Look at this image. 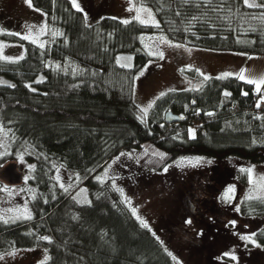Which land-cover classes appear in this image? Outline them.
I'll return each mask as SVG.
<instances>
[{"label":"trees","instance_id":"trees-1","mask_svg":"<svg viewBox=\"0 0 264 264\" xmlns=\"http://www.w3.org/2000/svg\"><path fill=\"white\" fill-rule=\"evenodd\" d=\"M136 1L153 10L159 28L110 17L87 24L69 0H31L51 31L60 33L45 47L15 34L0 35V42L24 47L19 63L0 58V124L12 141L0 165L29 151L35 169L29 184L36 192L31 220L0 221V254L44 248L47 264H174L112 181H96L97 173L122 151L153 158L158 165L156 157L163 156L166 164L193 154L264 163V119H257L264 118V104L258 108L262 99L252 85L233 76L204 80L195 69L181 68L184 77L200 83L199 91L164 92L145 119L134 102L135 75L149 58L141 48L142 34L160 33L193 48L264 56V3L256 0L259 8H247L244 0ZM121 54L132 55L133 65L122 67ZM167 112L184 118L167 123ZM190 127L195 139L189 137ZM60 170L87 189L86 202L58 187ZM241 215L264 216V200L244 203ZM254 239L264 248V226Z\"/></svg>","mask_w":264,"mask_h":264},{"label":"rangeland","instance_id":"rangeland-1","mask_svg":"<svg viewBox=\"0 0 264 264\" xmlns=\"http://www.w3.org/2000/svg\"><path fill=\"white\" fill-rule=\"evenodd\" d=\"M69 1L73 5L72 0ZM76 2L87 24H94L103 17L140 23L138 16L144 20V24L140 23L142 25L158 23L153 10L136 0ZM249 2L257 3L256 0ZM130 8L135 10L129 11ZM142 8L151 12L153 19L148 18L147 12L139 11ZM52 30L45 15L32 4L30 7L27 0H0L1 32L28 36L35 40L33 44L45 47L52 35L60 33L59 30ZM161 38L182 47H169ZM140 42L142 50L149 56L135 75L134 102L140 118H146L154 101L164 92L200 87L199 82L184 77L179 71L181 68L195 69L207 77H236L246 70V79L259 81L264 78L263 55L188 47L160 33L142 34ZM0 46L3 60H18L24 54V47L20 44L0 42ZM160 52L164 54L163 59L159 58ZM117 60L126 67L133 65V56L129 54H121ZM252 87L256 92L255 86ZM259 98L263 99L264 93ZM141 109L146 111L142 112ZM0 129V158H4L10 155L12 141L1 124ZM190 130L194 131L192 127L188 129L189 137ZM28 152H18L16 158L12 159L24 172L22 180L23 183L27 181L25 186L7 187L8 192L3 191L5 186H0V221H22L16 216L23 215L25 209L33 215L30 201L36 192L29 184L33 163L27 159ZM156 160L161 166L153 158L135 157L122 151L97 173L95 180L100 183L112 181L131 213H135L133 216L139 223L143 220L148 225L147 229L160 241L174 264H264V248L255 239L254 243L249 244L241 238H254L256 229L264 226V216L241 215L244 203L264 200V163L251 164L236 158L215 160L197 154L181 156L166 164H162L160 157H156ZM197 160L200 163L192 166ZM243 174L244 182L241 179ZM55 180L58 187L71 191L75 200L81 203L87 201V189L77 185L73 174L60 170ZM229 189L234 191L231 199H226ZM13 252L17 254L13 256ZM0 256L3 257L0 264H43L49 258L44 248L12 249ZM232 256L236 259H231Z\"/></svg>","mask_w":264,"mask_h":264},{"label":"snow or ice","instance_id":"snow-or-ice-1","mask_svg":"<svg viewBox=\"0 0 264 264\" xmlns=\"http://www.w3.org/2000/svg\"><path fill=\"white\" fill-rule=\"evenodd\" d=\"M27 2L29 3V6L31 7V0H27ZM261 2L264 3V0H261ZM72 3H73V7L75 8V10L77 12L82 11L80 5L76 2V0H72ZM244 6L247 7V8H257V7H259V4L255 3V2H249V0H244ZM134 10L135 9H132V8L129 9V11H134ZM139 11H141V12H147L148 18L149 19H153V14L151 12H148L147 9H143L142 8ZM137 19H138V21L140 23L144 24V20L140 19L139 16L137 17ZM131 22L132 21H122V23H131ZM145 26H149V25H145ZM151 26H154V27H157V28L160 27V25L158 23H154V22H153V24ZM41 31H44V29H41ZM3 34L4 33L0 32V35H3ZM9 35H11V34L9 33ZM19 38L22 39V40L27 39V40H29L30 43H35V40L30 39L28 36H23L22 35ZM161 39H163V42L166 45H168L169 47H172V48H180V47H182V45H178V44H169V42L166 39H164V38H161ZM38 46H42V45H38ZM0 47H2V46H0ZM188 51L191 52V50H188ZM149 55H151V53H149ZM0 58H2V53H0ZM159 58L160 59H163L164 58L163 52H160ZM22 59H24L23 56L20 57V60H22ZM249 59H254V58H251L250 57ZM5 62L6 63H19V60H6ZM121 66L123 67V65H121ZM57 68H59V66H57ZM192 70L193 69H191V68L188 69V71H192ZM141 75H143V73H141ZM245 77H246V70H243V71H241V73L239 75H237L235 77V79L241 80L245 84H252V85H254L255 86V89H256V94L257 95H260L261 94V89H264V78H261L259 81H256V80L246 79ZM137 78H139V77H137ZM227 78H229V77L228 76H220V77H217V79H221V80L227 79ZM208 79H209V77L204 76V80H208ZM42 82H43L42 80L36 81V83H42ZM5 86H7V87H13L10 84L9 85H5ZM25 87L29 88V90H32V86L31 85H25ZM196 90L199 91V89H196ZM165 95H167V93H165ZM228 95H229V93H225V96H228ZM244 95H247V93H244ZM160 98L161 97H158V99H160ZM261 104H264V99H262L257 104V107L259 108L261 106ZM149 107H151V105ZM141 111L142 112H145L146 110L145 109H141ZM208 115L209 116H212V115H214V113H208ZM183 118L184 117H177V119H183ZM257 119H264V118L257 117ZM0 131H2V129H0ZM190 135H191V138L192 139H195L196 138L195 132L192 131V130H190ZM160 158L161 159H164L163 156H161ZM0 159H2V158H0ZM20 159H21V163H23V158L21 157ZM181 163L187 164V163H191V162H181ZM199 163H200V161L197 160L192 166H196ZM30 171H35V169L32 168V169H30ZM241 171H245V170L242 169ZM29 179H31V177H29ZM25 183H27V181H25ZM3 191L8 192L9 189L4 188ZM233 191H234L233 189H229L228 190V195L225 198L226 199H231V193ZM249 199H251V197H249ZM133 214H135V213H133ZM32 218L33 217L31 216V213L28 212L26 209L23 210V215L16 216V219H22V220H31ZM2 222L5 223V224L9 223L8 220H3ZM12 222H15V221H12ZM140 223H141V225L143 227L148 228V225L145 224L143 220H141ZM188 223L191 224V221H188ZM241 238L244 239V240H246L249 244L254 243V238H251V237H241ZM47 242L48 243H52L51 240H48ZM256 247H259V245H256ZM16 254L17 253H15V252L12 253L13 256H15ZM2 259H3V257L0 256V260H2ZM231 259L235 260L236 257L235 256H232ZM45 264H47V261H45Z\"/></svg>","mask_w":264,"mask_h":264},{"label":"water","instance_id":"water-1","mask_svg":"<svg viewBox=\"0 0 264 264\" xmlns=\"http://www.w3.org/2000/svg\"><path fill=\"white\" fill-rule=\"evenodd\" d=\"M177 116L171 112L165 114L167 123L180 122L182 119H177ZM24 172L20 171L15 160H8L0 166V184L6 187H20L23 184Z\"/></svg>","mask_w":264,"mask_h":264},{"label":"flooded vegetation","instance_id":"flooded-vegetation-1","mask_svg":"<svg viewBox=\"0 0 264 264\" xmlns=\"http://www.w3.org/2000/svg\"><path fill=\"white\" fill-rule=\"evenodd\" d=\"M4 186V185H3ZM6 187V186H5ZM7 188V187H6ZM8 188H15V187H8Z\"/></svg>","mask_w":264,"mask_h":264}]
</instances>
